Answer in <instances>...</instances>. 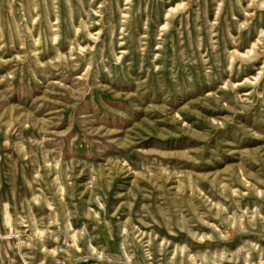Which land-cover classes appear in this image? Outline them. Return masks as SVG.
<instances>
[{"label":"rangeland","instance_id":"1","mask_svg":"<svg viewBox=\"0 0 264 264\" xmlns=\"http://www.w3.org/2000/svg\"><path fill=\"white\" fill-rule=\"evenodd\" d=\"M264 259V0H0V264Z\"/></svg>","mask_w":264,"mask_h":264},{"label":"built area","instance_id":"2","mask_svg":"<svg viewBox=\"0 0 264 264\" xmlns=\"http://www.w3.org/2000/svg\"><path fill=\"white\" fill-rule=\"evenodd\" d=\"M248 264H264V259L263 260H259V261H255V262H251Z\"/></svg>","mask_w":264,"mask_h":264}]
</instances>
